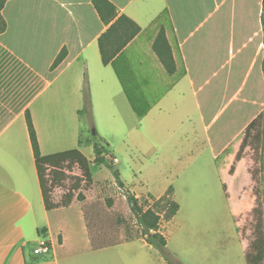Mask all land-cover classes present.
Wrapping results in <instances>:
<instances>
[{"label": "crops", "instance_id": "1", "mask_svg": "<svg viewBox=\"0 0 264 264\" xmlns=\"http://www.w3.org/2000/svg\"><path fill=\"white\" fill-rule=\"evenodd\" d=\"M107 1L115 7V17L108 23L93 0L3 3L0 264H160L161 260L141 238L92 250L87 216L75 195L68 206L45 209L27 114L45 156L78 149L91 167L93 137L113 146L119 135L121 154L129 157L124 170L135 179L161 175L158 165H170L174 159L194 164L206 159L215 166L213 175L231 199V208L227 206L235 218L240 209L232 199L250 196L246 188L254 189L249 172L253 161L245 156L246 148L239 161L236 157L247 127L264 111L263 0ZM123 18L140 31L133 35L134 26ZM161 30L175 62L172 74L153 50ZM101 38L105 52L114 55L108 65L102 64ZM62 51L64 59L52 68ZM86 86L89 111L79 114ZM95 124L104 127V134L94 131ZM86 131L93 135L86 136ZM167 138L183 142L174 159L169 150L161 159L154 143ZM134 151L148 160L138 165L131 157ZM115 153H108L117 159L114 168L120 163ZM115 170L126 192L136 198L151 196L148 190L135 193L122 180V172ZM170 187L166 183L152 197L164 195ZM55 192L53 200L59 202L63 195ZM174 218L160 223L167 248L176 237L172 229L168 232ZM39 234L51 244L49 255H35L31 249ZM247 246L245 241V251Z\"/></svg>", "mask_w": 264, "mask_h": 264}, {"label": "rangeland", "instance_id": "2", "mask_svg": "<svg viewBox=\"0 0 264 264\" xmlns=\"http://www.w3.org/2000/svg\"><path fill=\"white\" fill-rule=\"evenodd\" d=\"M97 130L100 131L99 134H104V127L100 124L98 126L95 124L94 131ZM85 133L86 136L93 135V131ZM255 135L256 132H253L248 140L250 148L245 149V156L253 161L249 172L252 175L254 189L250 192V189L246 188L245 193L250 196L232 199L233 205L240 209L237 218L233 217L230 211L231 199L225 197L221 183L213 175L214 164H209L206 159H198L196 164L189 160L174 159L177 150L183 144L179 139L167 138L166 142H163V139L154 142L156 148L160 149L161 159L168 157L165 151L169 150V157L174 160L168 162L170 165H158V168L162 169L161 175L151 176L147 181L135 179L130 176L129 170H124L129 157L121 154L123 148L119 144V135L112 140L113 146L103 140L101 143L107 153L116 151L120 163L115 168L122 172V180L124 178L135 193H146L148 190L151 196H156L166 183L175 190L173 198L179 205V211L168 229V232L172 229L176 236L174 241H171L168 251L179 264H246L244 242L249 244L255 240L254 230L258 215L254 214L253 209L257 204L262 213L261 222L264 223V128L261 134L257 137ZM94 137L100 139L98 135ZM126 139L131 141L132 133L128 134ZM131 157L138 165L144 159L148 160V157L136 151L131 153ZM152 166L154 164L150 167ZM90 170L91 178L86 182L82 180L81 171L76 165L67 168V179L60 188L62 192L57 190L55 196H62L71 191L76 199L78 196L83 198L80 202L92 225L91 233L95 238L126 240L138 236L141 227L130 210L127 192L117 184L112 171L107 167L98 168L94 164ZM187 176L190 178L186 179ZM77 184L79 188L73 193V187ZM137 199L140 204L149 200L146 195H141ZM151 204L150 200L149 205ZM37 244L38 242L32 243L31 249L33 250ZM152 251L159 255L160 264H167L157 250Z\"/></svg>", "mask_w": 264, "mask_h": 264}, {"label": "trees", "instance_id": "3", "mask_svg": "<svg viewBox=\"0 0 264 264\" xmlns=\"http://www.w3.org/2000/svg\"><path fill=\"white\" fill-rule=\"evenodd\" d=\"M5 0H0V11L2 9ZM95 7L99 10L101 17L105 23L115 17V7L107 0H93ZM264 4V0H263ZM100 5L104 7L107 11V16H104ZM130 24L134 26L133 35L140 31V28L136 26L130 20L123 18ZM264 24V18H263ZM6 29V23L0 13V33ZM153 50L159 57L160 62L165 67L166 71L170 74L175 72V62L173 59L171 48L167 42V38L163 30L160 31L153 44ZM100 55L103 65H108L114 55H109L105 52L102 46V38L100 40ZM65 57V52L62 51L55 61L53 62L52 68L57 67ZM90 105V97L88 93V87L84 89V109L79 113H88ZM140 115V114H139ZM27 128L29 132V138L31 141V146L33 149V154L35 158V166L37 171V176L40 183V189L44 201V206L46 210H52L58 207H65L71 203L73 194L68 191L62 196L59 202H54L53 194L57 188L63 186L64 181L67 179L66 169L71 166H77L81 171L82 180L86 182L90 181V162L87 158L78 150H70L52 155H42L40 152L35 128L32 123V119L29 114L26 115ZM264 128V111L259 115L246 129L243 142L241 144L240 150L237 154L236 161H239L245 148L249 147L248 140L251 138L252 133L256 132L255 137L263 132ZM93 153L94 159L93 164L95 166L104 165L110 169L116 179L117 184L122 188L123 183L119 180L117 171L114 168L113 158L109 157L106 152L105 146L102 145L101 139L93 137ZM234 165L231 168L230 173H233ZM81 181V180H80ZM79 188V184L74 185L73 191ZM127 200L130 205V210L134 215L137 223L141 227V232L136 237H131L126 240H110L104 237L95 238L91 233L92 225L87 219V227L89 229V238L91 243V248L94 251L106 249L109 247L117 246L123 244L134 238H141L145 242L157 250L164 261L167 264H179L174 256L168 251L167 241L165 236L160 233V223L162 221H171L179 211V205L175 202L173 196V190L169 188L166 193L158 198L148 196V201L140 204L138 199L134 197L130 192L126 193ZM78 201H82V197H77ZM150 200L152 204L149 205ZM259 205L253 209L254 214L258 215V219L255 225V240L248 244L247 250L245 252L244 258L246 264H264V223L261 222L262 213L258 209ZM43 231H40L42 233Z\"/></svg>", "mask_w": 264, "mask_h": 264}, {"label": "built area", "instance_id": "4", "mask_svg": "<svg viewBox=\"0 0 264 264\" xmlns=\"http://www.w3.org/2000/svg\"><path fill=\"white\" fill-rule=\"evenodd\" d=\"M113 163L115 164L117 162V159H112ZM52 251L51 244L45 239V237L42 234H39L38 236V244L33 249V253L35 255H49Z\"/></svg>", "mask_w": 264, "mask_h": 264}]
</instances>
